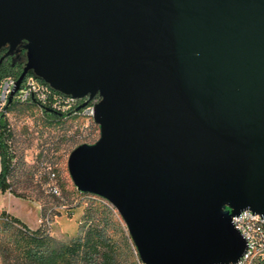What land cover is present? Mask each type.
Returning a JSON list of instances; mask_svg holds the SVG:
<instances>
[{
  "label": "water",
  "instance_id": "95a60500",
  "mask_svg": "<svg viewBox=\"0 0 264 264\" xmlns=\"http://www.w3.org/2000/svg\"><path fill=\"white\" fill-rule=\"evenodd\" d=\"M0 52L21 56L6 106L27 75L95 100L67 175L142 264L241 259L232 218L264 217V0H0Z\"/></svg>",
  "mask_w": 264,
  "mask_h": 264
},
{
  "label": "rangeland",
  "instance_id": "374dc122",
  "mask_svg": "<svg viewBox=\"0 0 264 264\" xmlns=\"http://www.w3.org/2000/svg\"><path fill=\"white\" fill-rule=\"evenodd\" d=\"M5 118L15 171L8 179L10 190L0 193L4 194L0 219L14 218L29 231L40 227L57 241L73 237L81 213L77 205L85 199L72 193L75 189L67 175L66 158L76 145L97 139L96 125L83 119L53 122L38 109H16ZM50 188L57 193L51 195ZM18 228L13 225L11 231ZM0 264L14 263L12 257L0 254Z\"/></svg>",
  "mask_w": 264,
  "mask_h": 264
},
{
  "label": "trees",
  "instance_id": "16d2710c",
  "mask_svg": "<svg viewBox=\"0 0 264 264\" xmlns=\"http://www.w3.org/2000/svg\"><path fill=\"white\" fill-rule=\"evenodd\" d=\"M1 54L2 52L0 56ZM20 67V55L17 60H4L0 66V78L11 76L15 79ZM16 109L31 110L37 107L33 104L17 105L11 102L6 107V115ZM42 113L53 122L78 120L75 116L64 117L43 111ZM6 115L0 119V193L10 190L8 179L15 171V155L11 149V133ZM72 193L85 199L83 205H77L81 206V213L73 237L57 241L40 227L29 231L14 218L5 221L0 219V254L7 258L12 257L14 264H136L129 237L108 205L93 196L78 194L75 191ZM13 225L19 228L11 231Z\"/></svg>",
  "mask_w": 264,
  "mask_h": 264
},
{
  "label": "built area",
  "instance_id": "2783aa9c",
  "mask_svg": "<svg viewBox=\"0 0 264 264\" xmlns=\"http://www.w3.org/2000/svg\"><path fill=\"white\" fill-rule=\"evenodd\" d=\"M14 81L15 79L11 76L0 78V119L2 116L6 115V101L14 86ZM84 101H86V99L75 100L56 94L46 85L29 75L24 77L19 90L13 95L11 100V102L17 105L33 104L34 106L37 105L49 109L56 114L63 115L64 117L75 116L78 119H83L92 123L91 109L95 102L94 99L88 101L86 105L79 110H75V108ZM37 109L42 112L39 107H37ZM50 177L53 178L54 174H50ZM49 193L54 195L57 192L54 188H50ZM107 205L124 228L114 209L109 204ZM232 223L235 229H237L245 239L247 246L245 253L236 264L264 263V217L254 215L249 211H244L238 216L233 217ZM131 250L135 263L142 264L139 261L133 246H131Z\"/></svg>",
  "mask_w": 264,
  "mask_h": 264
},
{
  "label": "crops",
  "instance_id": "0c3cea01",
  "mask_svg": "<svg viewBox=\"0 0 264 264\" xmlns=\"http://www.w3.org/2000/svg\"><path fill=\"white\" fill-rule=\"evenodd\" d=\"M4 196V194H0V199H1V202H2V197Z\"/></svg>",
  "mask_w": 264,
  "mask_h": 264
}]
</instances>
